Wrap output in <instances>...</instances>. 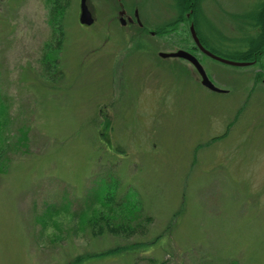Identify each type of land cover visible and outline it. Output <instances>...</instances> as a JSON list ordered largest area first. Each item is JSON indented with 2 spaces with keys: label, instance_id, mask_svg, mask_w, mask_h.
Returning <instances> with one entry per match:
<instances>
[{
  "label": "rangeland",
  "instance_id": "rangeland-1",
  "mask_svg": "<svg viewBox=\"0 0 264 264\" xmlns=\"http://www.w3.org/2000/svg\"><path fill=\"white\" fill-rule=\"evenodd\" d=\"M86 1L88 25L79 0H65L58 73L46 77L50 0H0V264H66L140 240L80 264H264V89L254 76L259 67L264 76V53L232 65L188 32L194 17L204 47L237 59L254 0H198L191 18L176 0H119L141 29L119 22L115 0ZM177 48L222 90L158 53ZM106 184L115 212L151 216L144 235H92L86 217L106 207L94 198Z\"/></svg>",
  "mask_w": 264,
  "mask_h": 264
},
{
  "label": "trees",
  "instance_id": "trees-1",
  "mask_svg": "<svg viewBox=\"0 0 264 264\" xmlns=\"http://www.w3.org/2000/svg\"><path fill=\"white\" fill-rule=\"evenodd\" d=\"M51 7L49 9V13L51 15V20L53 25V32H54V41L53 46L52 44L49 45V42H46L44 45L43 54L40 57L41 66L42 69L46 75V77H54L58 71H57V53L60 49V35L62 34V31L60 29V26L55 24L59 20L61 14L63 13V9L65 7V0H50ZM176 9L178 12L182 13L183 9L189 10V16L191 18V15H196V10L198 9V0H176L175 3ZM53 15V16H52ZM191 21L193 23V26L195 28V31L197 33V36L200 40V42L203 43L202 37L198 33V26L197 21L194 20V17L191 18ZM52 43V42H51ZM210 50V49H209ZM212 50V49H211ZM252 56H255L256 53H249V52H236L234 56H236L237 59H248ZM5 104L0 99V171L3 169L4 166V157L7 153L6 148V142H5V136H2V130L5 128V125L8 121L7 115L5 114ZM21 141L26 140V130L21 129L20 130V137ZM8 142V141H7ZM108 184H113L108 183ZM105 187L100 186L98 189L94 192V198L99 199L100 203H102L105 208H100L99 210H94L90 213L88 217H86L85 223L89 225V230L93 234H115L120 235L123 237L131 236L133 234H140L144 235L147 232V228L144 226V222L141 220L149 221L151 219V216L145 215L141 218V211L139 207H133L132 211L124 212L123 210L121 212H115L113 210V205H110V203H113V187ZM109 203V205H108ZM124 205V202L121 203V205ZM152 241V240H151ZM145 244L143 240L140 241H133L129 244H116L111 247H106L101 250L97 251H90L85 253H78L74 255L71 259L67 261L66 264H80L83 261L87 260H93V258L111 255L115 252H119L121 250H128V249H134L137 248L140 245Z\"/></svg>",
  "mask_w": 264,
  "mask_h": 264
},
{
  "label": "flooded vegetation",
  "instance_id": "flooded-vegetation-1",
  "mask_svg": "<svg viewBox=\"0 0 264 264\" xmlns=\"http://www.w3.org/2000/svg\"><path fill=\"white\" fill-rule=\"evenodd\" d=\"M115 5L117 7V14L120 9H122V6L119 2V0H115ZM88 8L90 10V13L92 15V22L94 21L93 13L90 8V4H87ZM246 22H245V28H243V32L241 35V41L240 46L242 47L241 52H249V53H256L259 57L264 53V0H254L252 3V6L246 11ZM124 10L122 13V17L125 20V22H128L129 24L134 23L136 24L139 29L142 28V23L137 22L134 11L132 12V16L125 15ZM189 16V14L187 15ZM117 18L119 20V16L117 15ZM91 22V23H92ZM120 22V21H119ZM124 22V23H125ZM121 23V24H124ZM243 26V27H244ZM258 56H252L248 59H241L249 61L250 64L255 63L258 60ZM245 66V65H243ZM260 69L257 68V71L254 72V76L256 78V82H260V86H263L264 89V76L262 75V71H258Z\"/></svg>",
  "mask_w": 264,
  "mask_h": 264
},
{
  "label": "water",
  "instance_id": "water-1",
  "mask_svg": "<svg viewBox=\"0 0 264 264\" xmlns=\"http://www.w3.org/2000/svg\"><path fill=\"white\" fill-rule=\"evenodd\" d=\"M122 13H123V9H120L118 11V16H119L120 23H124L125 22V20L122 17ZM134 14H135L137 22L140 23V21H139V19L137 17V13H136L135 10H134ZM188 14L189 13H186V16ZM92 20H93V18H92V15L90 13V10L88 8L87 1L86 0H79V13H78V21H79V23L88 25V24H90L92 22ZM188 32H189L191 40L193 41V44L203 54H205V55H207V56H209L211 58H214L216 60H219V61H222V62H226V63L232 64V65H247V64L250 63L249 61H246V60L230 59V58H226V57L220 56V55L212 52L211 50L207 49L206 47H204L201 44V42H200V40H199V38L197 36V33L195 31V28L193 26L192 21H190V23L188 24ZM158 53L162 57L173 56V57H180V58L185 59L186 61H188L195 68V70L199 74L200 82H201L202 85H204L205 87H207L208 89H211V90H216V91L222 90L219 87H217L208 78V76L206 75L203 67L201 66V64L199 63L198 59L196 58V56L193 53H191V52H189V51H187L185 49H182V48H177L176 50L167 51V52L160 51Z\"/></svg>",
  "mask_w": 264,
  "mask_h": 264
}]
</instances>
